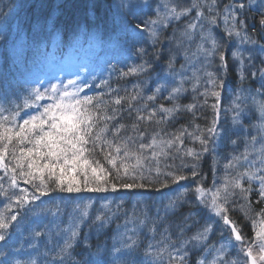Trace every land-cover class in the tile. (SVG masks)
Returning <instances> with one entry per match:
<instances>
[{
	"label": "trees",
	"instance_id": "obj_1",
	"mask_svg": "<svg viewBox=\"0 0 264 264\" xmlns=\"http://www.w3.org/2000/svg\"><path fill=\"white\" fill-rule=\"evenodd\" d=\"M223 2L225 5L232 0ZM235 2L245 3L248 6L241 11L246 16L249 32H254V39L264 44V29L259 24L260 12L264 4L260 0H257V3L253 0H235ZM117 4L116 7L114 0H0V105L11 107V104L5 102V98L15 104H22L26 95L25 89L39 81H43V87L58 81L67 85L68 80H74L77 77L80 78L81 95L95 96L97 93H104L101 99L107 106L108 115H112V107H119L114 105V100L117 97L125 98L121 102L123 110L117 115L116 120L109 123V129L117 122L126 126L136 123V113L127 111L128 103L137 108L146 105L148 109L159 105L172 108L174 103L196 104L194 114L182 111L176 119L166 118L161 121L162 113L157 112L152 121L145 119L138 125L142 130H146L149 136L160 133L161 136L158 138L164 139L171 138L164 134L177 133L182 126L186 128L183 145H175L170 150L169 157L158 156V163L152 164L144 161L153 173L156 167H159L161 172H172L186 179L172 182V179L168 178L166 187H160L159 183H149L145 188H118L116 191L111 188L100 192L53 191L47 196H42L35 206L30 204L20 209L19 223L13 222L14 226L7 230L6 241H0V253H4L0 255V262L6 261L7 264H112L113 258L116 257L122 264H169L167 254H163V261H161L155 255V250L161 247L162 243L166 244L169 238L172 243L186 241L203 230L201 227L206 221L205 210L208 207L199 201L196 189L203 187L204 190L209 191L216 186L217 177L221 173L218 165H221L222 173H225V167L232 157H239L245 151L243 143L247 140L240 137L238 130L239 126L245 125V118L241 116V120L245 122L239 123L237 128L225 118L226 114L230 116L233 114L228 89L239 86V93L252 92L255 95L254 90L260 89V81L255 77H248L241 81L237 67L231 60V51L235 50V44L238 41H230L228 44L229 66L224 77V87L220 90L221 95L218 99L209 96L205 103V97L193 93L191 84L186 83L184 87L187 91L180 95L178 101H172L165 98L168 96L170 87L179 83L181 73L184 77L191 76V69L193 66L199 67L197 60L202 58L194 56L191 62L186 60L185 48L180 46L184 28H176L172 31L171 26H168L164 33H161L160 42L154 45L148 32L136 26L141 20L147 21L149 17L154 18L155 14H148L143 4H134L138 5L135 8H132L131 4L130 7H120L118 2ZM223 5L219 6L222 8ZM189 15L196 16V14H188L186 18ZM222 29V24L215 29L217 36L226 35ZM193 46L190 48L192 53L196 51L195 43ZM244 46L246 47L241 50L247 56L245 49L248 45ZM141 48L145 50V53L138 54ZM157 53L158 58H154V54ZM170 54L175 57L174 71L168 67ZM144 61L152 65L146 73L121 75L129 67L141 65ZM253 62L259 66L260 57H255ZM215 63L218 64V61ZM181 65L184 67L181 68ZM78 67L80 71H77V76H69L70 72L76 71ZM208 71L217 72V67H209ZM245 75L247 76V72ZM85 81L89 85L88 88H83ZM158 84L169 87L163 88L156 94L155 88ZM74 88L75 86H72L69 90ZM203 91L204 88L199 89V92ZM137 94L143 99L125 102L129 96ZM154 94L156 95L154 101L147 99ZM256 98L264 99L260 96ZM237 103L239 104V101ZM213 104L217 105L218 117L222 116L218 119L217 127L223 129V133L210 144V148L214 150L203 153L199 160H196L185 153L187 149L199 151L200 144L195 136L211 126L216 111L212 107ZM251 105V101H247L241 107L246 111ZM32 114L35 113L31 109L23 107L19 111L22 119H27ZM141 114L147 116L146 111ZM194 125H198L199 130ZM189 133L193 135L189 136ZM121 134H124L123 129ZM128 135H131V132ZM204 135L207 136V133L205 132ZM108 139H112V136L109 135ZM143 142L148 143L149 140L146 138ZM176 147L180 148L179 152H176ZM112 152L116 155L114 149ZM119 156L123 157V151ZM94 159L99 160L105 168L112 170L101 154H96ZM126 162L131 164L135 163V160L129 159ZM120 163L118 158V167ZM193 165H196V176L192 175ZM238 170H244L243 161L240 162ZM145 175L147 176L148 173L145 172ZM0 177H4L0 180V188L3 189L0 191V212L7 215L13 209L7 207L9 200L5 193L8 196L19 193L10 187L3 171H0ZM224 177L225 174L223 181ZM45 179L47 180V176ZM152 179H156L155 175ZM20 187L27 188L29 193L33 190L32 185L23 182L20 183ZM245 187H247L246 182ZM252 187L254 190L250 193L249 199L252 201L254 211L259 212L264 208V201H259L256 191L258 184L254 183ZM236 191L239 192L238 189ZM171 194L174 195L173 198H176L175 205L178 202V208L176 207L175 211L169 214L164 209L169 204L166 198ZM141 201H144V206L141 205ZM240 202L243 203V201ZM227 206L230 219L236 221L242 233L251 238L256 226L245 219L243 212L233 210L230 205ZM25 209H28L26 214ZM29 213L42 215V222L33 221L29 226L26 221ZM79 215L83 216L82 221ZM97 216H103L104 219L97 220ZM74 220L79 226L76 228L78 234L73 241V248L67 253H61L60 248L68 235L67 230ZM224 228L225 230L217 233L213 229L212 233L207 235L205 241L208 245L207 249H204L203 245L200 246L201 251L190 249L184 264H197L198 260H204L206 264H209L216 256V253L211 251L212 246L219 245L221 241L227 242L229 232L225 225ZM36 232L40 235L36 236ZM221 232H223V238ZM127 237L136 240L131 251L123 248V242ZM117 247L123 249L124 255L113 251ZM238 252V247L232 250V259H240L243 264L242 255ZM172 255L175 256L176 252L173 251ZM171 264H177V262L173 261Z\"/></svg>",
	"mask_w": 264,
	"mask_h": 264
},
{
	"label": "snow or ice",
	"instance_id": "obj_2",
	"mask_svg": "<svg viewBox=\"0 0 264 264\" xmlns=\"http://www.w3.org/2000/svg\"><path fill=\"white\" fill-rule=\"evenodd\" d=\"M120 7H128V5L121 4ZM131 7L135 8L138 5ZM247 7L245 3H236L235 0L223 5L222 8L217 5L216 0H211L210 4L196 0L190 7L180 10H177L175 5H160L155 11V18L149 17L147 21L141 20L136 26L147 31L155 45L160 42L161 33L173 20H179L192 10H196V16L181 33L180 46L185 48L187 61L191 62L194 56L202 58L197 60L200 66H193L191 76L184 77L181 73L179 83L170 87L166 99L178 101L180 95L187 91L184 87L186 83L191 84L193 93L205 97V103L209 96L218 99L221 95L220 90L224 87V77L229 66L227 53L230 41H238L235 44V50L231 51V60L237 67L241 81L248 77H255L260 81V89L254 90L255 95L252 92L247 95H236L232 109L233 119L238 121L245 109L235 101H241V103L251 101L253 108L260 114V122L255 126L257 135L249 136L245 151L239 157L233 156L228 162L225 167L223 184L216 187L215 191H210L208 199L204 198L203 187L196 189L201 194L202 202L206 207L209 206L210 201L211 209L223 220L229 232L227 242H221L218 247L212 246L211 251H214L216 256L209 264H241L240 259H232V250L237 247L242 255L243 264H264V208L255 212L252 201L249 199L250 193L254 190L252 185L255 183L258 184L256 191L259 201H264V99H256V96L264 97V44L254 39V32H249L246 16L241 11ZM205 11L208 13L207 16H205ZM221 24L223 25L222 31L226 34L224 37L217 36L215 32ZM259 24L264 29V6L260 12ZM193 43L196 46L194 53L190 51ZM242 45L251 46L245 49L248 52L247 56L241 50ZM143 53H145L143 48L138 50V54ZM257 56L260 57L259 66L253 62ZM154 58H158V53L154 54ZM174 60L175 57L170 54L168 67L173 71ZM217 61L218 64L215 63ZM213 66L217 67V72L208 71V68ZM183 67L184 65H181V68ZM150 68H152L151 63L144 61L141 65L129 67L121 75L146 73ZM79 80V77L75 80L70 79L67 85L58 81L49 83L47 87H43V81H39L34 86L25 89L26 95L22 104H15L5 98V102L11 104V107L0 105V171L5 173L10 187L19 193L12 196L5 193L9 200L7 207L13 211L7 215L0 212V241H6L7 230L14 226L13 222L19 223L21 208L30 204L35 206L42 196H47L53 191L100 192L108 191L109 188L116 191L118 188H145L149 183H159L160 187H166L168 178H171L172 182L186 179L172 172H161L159 167H156L153 173L152 169L144 163V161H148L149 164L158 163V156L169 157L170 150L175 145H183L186 128L182 126L177 133L164 134L171 137L164 139L158 138L161 136L160 133L149 136L146 130H142L138 125L145 119L152 121L157 112L162 113L161 121L166 118L176 119L182 111L193 112L196 104L174 103L172 108H166L164 105L151 109H148L146 105L137 108L128 101L142 100L143 97L138 94L131 95L125 102L128 103L127 111L136 113V123L126 126L117 122L109 129V123L116 120L117 115L123 110L121 102L125 98L117 97L114 105L119 107H112V115H108L107 106L101 99L104 93H97L95 96L81 95L82 88ZM72 86H75L74 90H69ZM88 87V83L83 82V88ZM166 87L169 86L158 84L155 93H160ZM200 88H204L202 93L199 92ZM147 99L154 101L156 95L149 96ZM21 107L31 109L35 114L22 119L19 116ZM212 107L216 111L211 126L195 136L200 144L199 151L187 149L185 153L196 160H199L203 153L213 151L210 144L214 143L215 139L223 133V129L217 127L219 115L217 105L213 104ZM145 111L147 112L146 117L141 114ZM21 119L22 122H20ZM194 127L199 130L198 125ZM122 129L124 134H121ZM129 132L131 135H128ZM205 132L207 136L204 135ZM109 135L112 139H108ZM146 138L149 140L148 143L143 142ZM113 149L116 155H113ZM175 150L179 152L180 148L176 147ZM121 151H123V157L119 156ZM98 153L111 166V171L105 168L99 160L94 159ZM90 157L93 158L90 159ZM118 158L121 161L119 167L117 166ZM129 159H134L135 163H127ZM241 161H243V171L238 170ZM192 167V175L196 176V165ZM145 172L148 173L147 176ZM153 175L156 177L155 180L152 179ZM3 179L4 177H0V180ZM126 180L133 182H124ZM21 182L32 185V192L29 193L27 188H21ZM245 182L247 187H245ZM237 189L239 192L236 191ZM2 190L0 188V191ZM221 193H223L222 197ZM220 199H223V203L219 202ZM174 203L175 201H169V206ZM225 205H230L233 210L243 212L245 219L250 220L256 226L251 238L242 233L236 221L230 219L229 209ZM27 211L28 209H25V214ZM96 219L102 221L104 217L97 216ZM82 220L83 216L80 218V221ZM78 226V222L74 221L68 228L67 238L60 248L61 253H67L73 248ZM210 229L211 225H207L201 232L186 241L172 243L169 238L166 244L155 250V255L163 261V254L166 253L169 264L173 261L177 264H184L190 254V249L201 251V245L204 249L208 248L205 241ZM35 235L39 236L40 233L36 232ZM221 237L223 238V232H221ZM135 244V239L127 237L123 242V248L131 251ZM113 251L124 255L122 248L117 247ZM173 251L176 252L175 256L172 255ZM0 264H7V262L3 261ZM112 264H122V262L114 257ZM197 264H206V262L198 260Z\"/></svg>",
	"mask_w": 264,
	"mask_h": 264
},
{
	"label": "rangeland",
	"instance_id": "obj_3",
	"mask_svg": "<svg viewBox=\"0 0 264 264\" xmlns=\"http://www.w3.org/2000/svg\"><path fill=\"white\" fill-rule=\"evenodd\" d=\"M115 1V3H116V7L118 6V4H117V2L121 5V4H124L125 3V5H128L129 7H130V4L131 5H134V4H143V6H144V9H147V11H148V14H155V11H156V9L158 8V6H160V5H168V6H173V5H175V6H177V10H180V9H182V8H186V7H190L191 6V4L192 3H195L196 2V0H114ZM117 1V2H116ZM224 0H216V2H217V5L219 6V5H223L224 4V2H223ZM254 1V3H257V0H253ZM223 2V3H222ZM260 2H262L263 4H264V0H260ZM201 3H207V4H210L211 3V0H201ZM222 3V4H221ZM260 5H261V3H260ZM189 14H196V10H192ZM205 14H208L207 13V11H205ZM188 17V16H187ZM155 18V17H154ZM193 18H194V16H191L190 17V15H189V17L188 18H186V16H182L179 20H173L172 22H174V23H172L171 22V24L169 25V26H171V28L170 29H172V31H173V29H176V28H179V29H182V28H185V26L187 25V24H189V22L191 21V20H193ZM176 23V24H175ZM177 24H178V27H177ZM174 28H173V27ZM165 30V29H164ZM164 30H163V33H164ZM220 36V35H219ZM221 37V36H220ZM192 46H193V44H191V46H190V48H192ZM194 47V46H193ZM244 47H246V46H244V45H242L241 46V48H244ZM249 47H251L250 45H248V48ZM244 50V49H243ZM192 52V51H191ZM245 52H247V51H245ZM248 53V52H247ZM228 90H230V91H228ZM227 91H228V96L230 97V99H229V101H230V103H231V105H230V108L231 109H233V105H234V100H235V96L236 95H238V93L240 92V87L238 86L237 88H234L233 86H232V89H231V87L228 89ZM239 94H242V93H239ZM242 95H247V93H245V94H242ZM257 99V98H256ZM258 100V99H257ZM240 102L241 101H239V104H240ZM235 103H237V101H235ZM244 104H246V102L245 103H241V106H243ZM249 109H251V110H246L245 112H243L242 113V115L241 116H243V118H245V120H246V122L245 121H243V120H241V118H240V120H238V121H236V120H234L233 119V116H234V113L233 114H231V116L230 115H225L226 117L225 118H227V122H232V124L234 125V127H236L237 128V126H238V124L239 123H244L245 122V125H243V126H239L240 127V129L238 128V130H239V132H240V137L242 136L243 138H246V140H248V138H249V135H257V132H256V128H255V126L260 122V114H259V112L258 111H256L253 107H252V105H251V107L249 108ZM222 117V116H221ZM221 117H218V119L219 118H221ZM247 124V125H246ZM252 132V133H251ZM220 137V136H219ZM224 139H225V137H224ZM246 145V142L245 143H243V145ZM245 145H244V147H243V149L245 150ZM257 147H259V145H257ZM218 167H219V171L221 172L220 174H219V176L217 177V183H216V186H214L213 188H211L209 191H207V190H204V192H205V199H208V195H209V193H210V191H215V188L216 187H219V186H221L222 184H223V180H222V178H223V175L225 174V173H222L223 172V169H222V167H221V165H218ZM171 192H173V190H171ZM198 194V198H199V201H201V203H204V202H202V199H201V194L198 192L197 193ZM170 195V194H169ZM173 196L174 195H172L171 194V196L170 197H167L166 199H167V201H168V203H169V201H175L176 202V198H173ZM177 196V195H176ZM223 196V193H221V197ZM147 198V197H146ZM222 200L223 199H220L219 200V202L220 203H223L222 202ZM145 201V200H144ZM144 201L142 202L141 201V205L142 206H144ZM177 205H178V202H177V204L175 205V203H174V205H172V206H169V204H168V206L164 209L165 210V212H168L169 214L171 213V212H173V211H175V209H176V207H177ZM225 207H228L227 205H225ZM178 208V207H177ZM206 212H207V214H206V216H207V218H206V221H205V223H204V226L203 227H201V228H203L204 229V227L205 226H207V225H211V229H210V231L208 232V234L207 235H210V233H212V230L214 229V231L217 233L218 231H220V230H225V228H224V223H223V220L219 217V216H216L215 215V213L213 212V210L211 209V207H210V201H209V206H208V209H206L205 210ZM82 215V214H81ZM81 215H79V219L81 218ZM29 220V221H28ZM26 221L28 222V225L30 226V222H33V221H35V222H38V223H41L42 222V215H40V216H38L37 214H32V213H29L28 215H27V219H26ZM74 221H76V220H74ZM26 222V223H27ZM21 234V233H20ZM196 235V234H195ZM220 241V240H219ZM215 242V241H214ZM222 242V241H221ZM220 242V243H221ZM162 245H163V243H162ZM216 247H218L219 245H215ZM126 250H128V249H126ZM239 253V252H238Z\"/></svg>",
	"mask_w": 264,
	"mask_h": 264
}]
</instances>
